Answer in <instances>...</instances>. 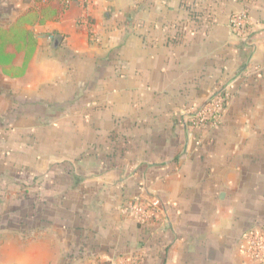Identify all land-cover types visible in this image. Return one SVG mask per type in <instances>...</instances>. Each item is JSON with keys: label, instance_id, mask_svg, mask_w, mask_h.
<instances>
[{"label": "crops", "instance_id": "0c3cea01", "mask_svg": "<svg viewBox=\"0 0 264 264\" xmlns=\"http://www.w3.org/2000/svg\"><path fill=\"white\" fill-rule=\"evenodd\" d=\"M6 2L0 264H255L264 0ZM240 13L246 41L230 27ZM218 91L222 127L189 130V109ZM152 201L146 225L120 213Z\"/></svg>", "mask_w": 264, "mask_h": 264}, {"label": "built area", "instance_id": "2783aa9c", "mask_svg": "<svg viewBox=\"0 0 264 264\" xmlns=\"http://www.w3.org/2000/svg\"><path fill=\"white\" fill-rule=\"evenodd\" d=\"M72 1L67 0L69 5ZM83 7L93 4V0H80ZM230 27L235 34L246 41L252 32L250 20L246 13L234 15L230 19ZM231 95L226 91L213 93L203 104L189 109L187 128L198 132H215L222 127L223 116ZM205 140L201 137L195 138L197 147H201ZM161 204L159 201L150 203H133L120 208V213L131 217L137 224L146 225L152 218L159 215ZM246 253L255 264H264V239L259 236H252L247 241ZM125 264H141V258L137 257Z\"/></svg>", "mask_w": 264, "mask_h": 264}, {"label": "rangeland", "instance_id": "374dc122", "mask_svg": "<svg viewBox=\"0 0 264 264\" xmlns=\"http://www.w3.org/2000/svg\"><path fill=\"white\" fill-rule=\"evenodd\" d=\"M6 1H7V0H3V1L0 0V3H7ZM15 11H16V10H15ZM11 16H12V15H9L8 17L11 18ZM0 18H4V19H5V17H4V13H2L1 11H0ZM9 18H8V19H9ZM52 135H54V134H52ZM56 135H57V131H56ZM46 223H47V224L50 223L51 225H55V223H57V222H54V221H47ZM48 225H49V224H48Z\"/></svg>", "mask_w": 264, "mask_h": 264}, {"label": "trees", "instance_id": "16d2710c", "mask_svg": "<svg viewBox=\"0 0 264 264\" xmlns=\"http://www.w3.org/2000/svg\"><path fill=\"white\" fill-rule=\"evenodd\" d=\"M60 3L63 4V6L66 8L68 6L67 0H58ZM71 1H80V0H71Z\"/></svg>", "mask_w": 264, "mask_h": 264}]
</instances>
